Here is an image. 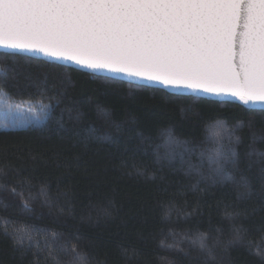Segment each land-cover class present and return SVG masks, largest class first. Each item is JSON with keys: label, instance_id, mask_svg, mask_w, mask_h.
I'll use <instances>...</instances> for the list:
<instances>
[{"label": "trees", "instance_id": "obj_1", "mask_svg": "<svg viewBox=\"0 0 264 264\" xmlns=\"http://www.w3.org/2000/svg\"><path fill=\"white\" fill-rule=\"evenodd\" d=\"M0 264H264V110L0 51Z\"/></svg>", "mask_w": 264, "mask_h": 264}, {"label": "snow or ice", "instance_id": "obj_2", "mask_svg": "<svg viewBox=\"0 0 264 264\" xmlns=\"http://www.w3.org/2000/svg\"><path fill=\"white\" fill-rule=\"evenodd\" d=\"M5 39L92 71L264 102V0H0V47Z\"/></svg>", "mask_w": 264, "mask_h": 264}, {"label": "water", "instance_id": "obj_3", "mask_svg": "<svg viewBox=\"0 0 264 264\" xmlns=\"http://www.w3.org/2000/svg\"><path fill=\"white\" fill-rule=\"evenodd\" d=\"M219 27H222V24H218ZM240 31H243V21H242V26L241 28H237V33ZM233 34L235 35V32L233 30ZM241 43V37L239 35H235V44L236 47L234 48V51L238 52V47ZM5 45L4 47H0V51L3 52H10V53H18V54H24V55H29L41 59H45L51 62L67 65L70 67H75L77 69L102 75V76H107V77H112L124 81H128L131 83L135 84H140V85H147V86H152V87H159L168 90L169 92L175 93V94H182V95H193V96H198L202 98H209V99H214V100H223V101H233L237 103H241L249 108L252 109H261L264 110V102H256L253 103L252 101H259L258 97H252L247 104L241 101L238 95H234L233 92L227 88L220 89L217 88L214 90V93H209L206 92L203 88H197L193 90L192 88H188L183 84L180 85H170L168 87H164V85L161 82H149L146 77H131L129 76L128 73L123 72V73H114L108 69L100 70V71H92L90 70L86 65L81 66L82 61L80 62H73L67 60L66 57H56L52 58L48 55H45L40 51V46L35 45V46H30L27 50L21 51L17 49H13L7 39H5ZM233 69L237 73L240 72V66H239V57L238 55L233 61Z\"/></svg>", "mask_w": 264, "mask_h": 264}, {"label": "rangeland", "instance_id": "obj_4", "mask_svg": "<svg viewBox=\"0 0 264 264\" xmlns=\"http://www.w3.org/2000/svg\"><path fill=\"white\" fill-rule=\"evenodd\" d=\"M25 109H28L27 107L23 106Z\"/></svg>", "mask_w": 264, "mask_h": 264}]
</instances>
